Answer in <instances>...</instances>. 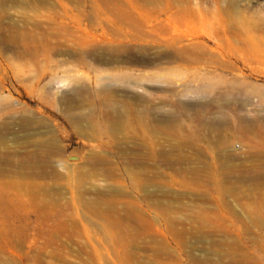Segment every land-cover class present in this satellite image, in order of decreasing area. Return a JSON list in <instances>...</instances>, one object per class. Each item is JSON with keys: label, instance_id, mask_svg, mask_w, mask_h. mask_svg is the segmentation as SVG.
Returning a JSON list of instances; mask_svg holds the SVG:
<instances>
[{"label": "rangeland", "instance_id": "obj_1", "mask_svg": "<svg viewBox=\"0 0 264 264\" xmlns=\"http://www.w3.org/2000/svg\"><path fill=\"white\" fill-rule=\"evenodd\" d=\"M0 264H264V0H0Z\"/></svg>", "mask_w": 264, "mask_h": 264}, {"label": "bare ground", "instance_id": "obj_2", "mask_svg": "<svg viewBox=\"0 0 264 264\" xmlns=\"http://www.w3.org/2000/svg\"><path fill=\"white\" fill-rule=\"evenodd\" d=\"M23 33H25V32H23ZM26 33H27V32H26ZM26 33H25V34H26ZM29 35H30V34H29Z\"/></svg>", "mask_w": 264, "mask_h": 264}]
</instances>
